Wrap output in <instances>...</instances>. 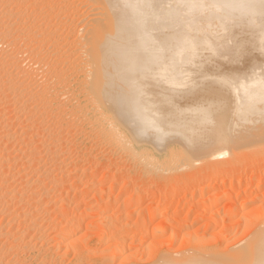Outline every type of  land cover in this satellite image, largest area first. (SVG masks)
Returning a JSON list of instances; mask_svg holds the SVG:
<instances>
[{"label": "bare ground", "instance_id": "1", "mask_svg": "<svg viewBox=\"0 0 264 264\" xmlns=\"http://www.w3.org/2000/svg\"><path fill=\"white\" fill-rule=\"evenodd\" d=\"M15 2L0 0V214L9 213L16 221L22 218L19 228L22 225L28 234L33 230L37 235L38 232L44 234L47 228L42 226L46 222L51 234L54 233L50 240L52 244L49 241L50 246H45L46 242L39 243L41 247L44 244L51 257L47 255L42 259L36 254L41 256V260L37 258L41 261L38 264H64V259L73 251L70 264H83L87 247L79 244L77 248L74 243L77 240L73 238L82 230L83 222L73 216L86 219L95 213L104 217L109 209L104 205L94 212L79 207L71 217L69 202L65 204L69 196L56 195V192L68 189L63 179L71 178L72 172L76 175L80 172V169L67 171L64 168L70 151L67 142L73 130L81 137L89 132L97 133H94L97 142L112 152V156L105 159V166L116 169L121 164L126 170L128 164L129 172L139 173L135 175L137 178L121 186L120 199L133 187L150 193H142L143 197L130 201L123 216L120 214L122 219L112 220L106 216L94 221L95 228L103 229L97 232V237L106 247L101 253L100 249L96 250L101 259L100 256H97L100 261L90 259L91 264H115L125 253H128L124 255L126 259L122 256L119 263L123 264L124 259L128 262L130 250L136 245V248L142 247V242L147 240V226L158 220L161 225L149 234L155 242L142 248L150 260L146 264H264V210L260 213L264 204H257L259 211L254 205L264 201V46L261 44L264 43L261 39L264 0ZM38 3L42 8L40 6L41 9L36 11ZM244 28L252 30L253 35L248 39ZM227 32L231 35L223 41L221 38ZM242 60L245 63L241 66ZM23 61L29 63L28 68H24ZM255 102L259 106L258 120L251 118L253 114L247 116L248 106ZM204 104L214 107L210 117L213 121L208 125L210 130L204 129L211 136L206 144L189 151L182 140H189L191 124L178 123L184 117L179 114L196 113L195 107ZM245 117L251 119L250 126L243 125ZM83 125L90 130L82 128ZM248 138H254L249 142L250 148L258 156L254 164L245 163L244 168L239 169L240 159H235L240 163L237 164L230 155H241L248 145H245ZM225 157L230 163L222 164L226 168L218 169V162L222 163L221 158ZM211 159L214 163L217 160L218 167ZM95 164L93 170H102L99 163L100 166ZM202 164L206 165L202 166L204 171L200 170ZM207 166L217 167V170ZM249 166L253 169L251 174L247 173ZM234 167L239 170L235 171ZM149 170H152L150 185L144 179V174L151 172ZM181 174L185 175L181 177ZM122 179L124 174L115 170L108 180L112 185ZM101 181L94 178L86 182L99 187L104 185ZM228 185L227 197L236 201L244 198L239 199V206L232 204L233 209H229L231 205L223 209V218L219 216L223 211L222 204H218L219 197L218 200L209 199V202L197 199V195L205 196L206 191L218 186H227L229 191ZM78 192L77 195H83ZM186 192L191 196L183 194ZM147 200L151 202L150 207L140 210L138 206ZM161 201L166 203L158 210ZM47 203L52 204V211L45 205ZM217 204L220 209L216 208ZM25 205L32 211H20ZM10 207L17 210L12 212ZM213 207L216 209L212 210ZM245 208L256 211L247 212L248 209L244 213ZM58 215L60 220L55 218ZM135 215L140 229L130 232L127 218ZM237 215L241 217L237 219L240 220L236 222L237 226L232 225L233 221L229 225L225 223ZM207 216H210V222L200 221ZM197 222L204 223L199 224L202 226L199 230L203 232L201 237L192 232L193 229L189 231ZM239 222L245 225L244 229ZM219 225L222 227L219 233L210 232L206 239V232ZM139 230L141 238L137 235ZM12 232L9 231L7 236L14 238L17 246L13 248L17 249L10 252L11 247L6 251L0 247V264L8 262L6 255L10 253L13 260L24 261L20 259L23 255L18 254L21 248H32L37 243L31 242L32 238L25 241L26 232L22 231V235L16 233L17 230ZM166 233L170 234L167 241L179 244V250L159 252L167 243L162 240ZM31 234L28 236L37 237ZM4 237L0 239L4 240ZM46 238L43 240L50 237ZM61 248L65 250L62 258L56 254H60ZM137 249L134 256L140 253ZM26 251L22 249V252ZM11 262L12 257L6 264Z\"/></svg>", "mask_w": 264, "mask_h": 264}, {"label": "rangeland", "instance_id": "2", "mask_svg": "<svg viewBox=\"0 0 264 264\" xmlns=\"http://www.w3.org/2000/svg\"><path fill=\"white\" fill-rule=\"evenodd\" d=\"M16 2H17V0H15ZM14 0H12V2H15ZM19 1V0H18ZM15 2V3H16ZM39 4V3H38ZM40 4H39V7H37V9H36V11H38V9H41L42 8V6H41V8H40ZM35 11V12H36ZM40 12V11H39ZM37 13V12H36ZM32 18H35V17H32ZM32 18H30V19H32ZM33 21H34V19H32ZM24 22V21H23ZM39 22H40V18H39ZM200 22H203V20H201ZM244 30L246 31V33H247V39L248 38H250L252 35H253V33H252V30H248V29H246V28H244ZM226 35H228V36H226ZM231 34H229V32H227L226 34H224V36L221 38V39H223V41H225V40H227V39H229V36H230ZM227 37V38H226ZM232 37V36H231ZM259 37V36H258ZM226 38V39H225ZM225 39V40H224ZM258 39V38H257ZM261 39H264V34L263 35H261ZM219 40V39H218ZM214 42V41H213ZM216 42H218V41H216ZM216 42H214V43H216ZM220 42H221V40H220ZM258 42V41H257ZM213 43V44H214ZM260 44V43H259ZM263 46H264V43H261ZM260 44V45H261ZM261 45V46H262ZM262 46V47H263ZM22 48H27V46H24V45H22ZM263 52H264V50H263ZM22 57V56H21ZM207 59H209V60H213L214 58H212V57H208ZM242 62V63H241ZM240 62V65L242 66V65H244L243 63H245L243 60ZM23 64L22 65H25V67L24 68H28V66H29V63L27 64V61H26V64H25V62L23 61L22 62ZM205 65V64H204ZM201 66H203V65H201ZM206 66L208 67V66H210L209 64H206ZM206 66H204V67H206ZM40 82H42V80L41 81H39L37 84H39ZM77 86H78V84L77 83H75ZM76 85H74L73 84V88L74 89H76L77 88V86ZM196 109H198V111L196 112V113H188V114H186V115H181V114H179L180 116H184L181 120H179L178 121V123H188V124H191V128H192V132L189 134V136H190V138H189V140L188 141H183L182 140V142H185L186 143V146L185 147H188L187 149L190 151L191 149H193L194 147H197V146H200V145H204V144H206L207 143V141L209 140L208 139V136H211L210 134H208L207 132H205L204 131V129L207 127V130H210V128H208V125H211V120L213 121V119H210V117H211V114H212V111L214 110L213 108V106H210L209 104H204L203 106H198V107H195ZM248 108L250 109V111H249V114L247 115V116H251L252 114V116H251V118L252 119H256V120H258L259 118H260V116H257V111H258V108H259V106L256 104V102L254 103V105L252 104V105H250V106H248ZM245 118H247V119H243L242 120V123H243V125L244 126H250V124H251V119H249L248 117H245ZM81 128V127H80ZM82 128H86V130L87 131H89L90 130V128L88 127V126H86L85 127V125H83L82 126ZM88 128V129H87ZM222 128V127H221ZM72 130V129H71ZM67 133H69V135H70V129L69 130H67ZM72 133H73V135H72ZM94 133H96L95 131H93V133H91L90 134V132H89V134L87 133L86 134V136H83V137H81L80 135H77V134H75V130H73V131H71V135L69 136V140H68V142L70 143H68L67 142V146H68V148H69V153H68V162H67V164L65 165V169L68 171H76V170H78V169H80V172L79 173H77V175L75 174V172H72V173H74L73 174V176L71 177V178H69V177H67V178H65V179H63L62 181L63 182H66L67 183V190H65V192L64 191H60V192H56V195H62V196H64V197H67V196H69L68 197V201H65L66 203L65 204H68V202H69V206H70V216L72 217V215H73V212L77 209V208H79L80 207V209H86V208H89V209H92L94 212H96V211H98V209L100 208V207H102V206H106V208L108 209V207H109V209H108V211L106 212V216H109V217H111L112 218V220H115V219H117L118 217L120 218V219H122L121 218V215L123 216V214H122V212H123V210H124V208H125V206L130 202V201H133V200H137L138 198L140 199L141 197H143V194L145 195H149L150 193L149 192H145V193H143V191H142V189L141 188H138V187H133L132 189H130V191H127L125 194H124V196H123V199H120L119 198V195H120V190H121V186H124V184H126V183H128L129 181H131V179H135V178H137L138 176H135V175H139V173L138 172H136V173H138V174H134V172H132V171H130L129 172V169H128V166L127 165H125L126 166V170L124 169V167H122L121 166V164L119 165V167L118 168H116L115 169V167L113 166V168L116 170V171H121V173L122 174H124V180L122 179V180H120L117 184H112V185H110L111 184V182L108 180L109 179V174L111 175V173H114V169L112 168V166H111V168H110V165H104L105 164V159H109L108 157H110L109 155H111L112 156V152H110L109 150H111V149H109L108 150V147L107 146H105L103 143H101V144H103V145H101V144H99L98 142H99V140L96 138V135H94ZM75 134V135H74ZM92 134H93V136H92ZM97 134V133H96ZM80 136V137H79ZM72 137V138H71ZM86 137V138H85ZM91 137V138H90ZM95 137V138H94ZM70 138H71V140H70ZM93 138V139H92ZM90 139H92L93 141H94V139H96L95 141H94V143H93V141H91ZM248 139H250V140H247V142H246V144L245 145H247V146H249V149H247L246 150V148H247V146L246 147H244V149L246 150L245 152H244V149H242V151H243V153L241 152L240 154L241 155H237V157L236 156H231L230 155V157H231V159L234 161L235 159H237V158H239L240 160H239V162L241 163V165H239L238 167H240L239 169H241V168H244L243 167V165H249L250 163H251V165L252 164H254V162L253 161H256V159H257V156H256V154H253L255 151H254V149L253 148H250V143L249 142H253V141H251V140H254V138H248ZM98 141V142H97ZM97 142V143H96ZM72 143V144H71ZM96 143V144H95ZM97 144H99L98 145V147H97ZM70 145V146H69ZM85 145V146H84ZM244 145V146H245ZM100 146H101V149H100ZM105 147V150L106 151H104V152H102L103 150H104V147ZM72 148V149H71ZM74 148V149H73ZM103 149V150H102ZM72 150V151H71ZM76 150H77V152H76ZM107 150L109 151V153H106L107 152ZM252 152H251V151ZM82 151V152H81ZM251 152V154H250V152ZM257 151V150H256ZM100 152H102L103 154H101ZM260 153H262V152H260ZM260 153H259V155H260ZM91 154V155H90ZM93 154V155H92ZM104 154H106V155H104ZM239 154V153H238ZM262 155V154H261ZM98 156V157H97ZM105 156V157H104ZM117 156V153L115 154V157ZM95 157H97L96 159H95ZM118 157H119V155H118ZM233 157V158H232ZM88 158V159H87ZM117 158V157H116ZM228 158H229V156H228ZM87 159V160H86ZM94 159H95V161H94ZM221 159H223L222 160V163H220V162H218L219 163V167H218V163H217V160H215L216 162L215 163H217V167H218V169H223V165L225 164V163H227V164H229L230 162H232V160L229 158L228 160L230 161V162H226L225 160L227 159V157H225V158H221ZM248 159V160H247ZM97 160V161H96ZM104 160V161H103ZM219 161H220V159H218ZM244 160V161H243ZM246 160V161H245ZM211 161V163H212V161H213V163H214V160L213 159H211L210 160ZM225 161V162H224ZM236 162H237V164H240L237 160H235ZM241 161H243L244 162V164H242V162ZM248 161V162H247ZM88 162V163H87ZM90 162V163H89ZM97 162V164L100 166V168L102 169V170H99V171H95V170H93L92 169V167L94 168V166L96 165L95 163ZM253 162V163H252ZM106 163H107V160H106ZM209 163V162H208ZM214 163V164H215ZM233 163H235V162H233ZM232 163V164H233ZM246 163V164H245ZM86 164V165H85ZM89 164H91V165H89ZM95 164V165H94ZM108 164V163H107ZM204 164H205V162H204ZM214 164L212 165V164H210V165H212V166H214ZM223 164V165H222ZM103 165V166H102ZM208 165V164H207ZM216 165V164H215ZM236 165V164H235ZM234 165V166H235ZM203 164L201 165V167H200V170L201 171H204V170H202V169H204L203 167H205L206 165H204L203 167ZM242 166V167H241ZM103 167V168H102ZM109 169H108V168ZM122 167V168H121ZM208 168H213V167H209V166H207ZM216 167V166H215ZM217 167L216 168H213V170H217ZM222 167V168H221ZM227 167H228V165H227ZM237 167V166H236ZM251 167L252 166H249L247 169L250 171V173H249V171L247 172L248 174H251V171H253V169L251 170ZM63 168V170H65ZM207 168V169H208ZM224 168H226V165H225V167ZM104 169V170H103ZM118 169V170H117ZM123 169V170H122ZM206 169V170H207ZM234 169H235V167H234ZM238 168H236L235 169V171L236 170H239ZM111 170V171H110ZM85 171V172H84ZM93 171H95V177H94V172ZM149 171H151V172H146L145 174H144V179H146V182H147V184L149 183V185L151 184L150 182L151 181H149L151 178L150 177H152L151 175L149 176V174H151L152 173V170H149ZM101 172H102V174H101ZM105 172V173H104ZM58 173H60V172H55V174H57L58 175ZM93 173V174H92ZM131 173V174H130ZM54 175V174H53ZM90 175V177H88ZM148 175V176H147ZM183 175H185V174H183ZM182 174H181V177L183 176ZM92 176V177H91ZM127 176V177H126ZM100 177V178H99ZM135 177V178H134ZM256 177H257V174H256ZM88 178V179H87ZM94 178H95V180H97L98 179V181H101L104 185H102V186H94V185H88V183L86 182L87 180H90V179H93L94 180ZM97 178V179H96ZM150 178V179H149ZM221 178H223V177H221ZM220 178V179H221ZM99 179H101V180H99ZM161 181V180H160ZM108 182V183H107ZM160 183V182H159ZM162 183L163 182H161V187L164 185H162ZM87 185V186H86ZM93 186V187H92ZM103 186H104V188H103ZM107 186H109V187H107ZM112 186V187H111ZM158 186V185H157ZM159 186H160V184H159ZM106 187V188H105ZM161 187H159V188H161ZM226 189H225V188ZM230 186L228 185V188H229ZM158 188V189H159ZM139 189V190H138ZM78 191H80V192H82V194L84 195H77V194H79V192ZM142 191V192H141ZM227 186H218V187H215V188H213L212 190H209V191H206L205 193H204V195L205 196H203L202 194H200V195H197V199H199V200H203V201H211V200H216V198H217V200L219 199V202H218V204L220 205V203L223 205L224 203H226V205H220V208H222V210L223 209H226V207L227 208H229L230 207V205H231V207L229 208V209H233L234 208V206H236V205H238L239 204V199L241 200L242 198H244V197H240V198H238L237 199V201H236V199H230L229 197H227L226 196V194L227 193H229L230 192V188H229V191H227ZM78 192V193H77ZM139 193H141V194H139ZM143 193V194H142ZM158 192H156V194H157ZM189 193V194H188ZM159 194V193H158ZM184 195H189V196H191L190 194V192H186V193H183ZM137 195V196H136ZM140 196V197H139ZM199 196H201V197H199ZM209 196V197H208ZM220 196H222V197H220ZM128 197H130L129 199H128ZM132 197V198H131ZM219 197V198H218ZM119 198V199H118ZM125 198L127 199V200H125ZM213 198V199H212ZM81 199V200H80ZM116 199V200H115ZM208 199V200H207ZM209 199H211V200H209ZM70 200V201H69ZM120 200V201H119ZM188 200V199H187ZM244 200V199H243ZM232 201V203L231 204H229L230 202ZM106 202V203H105ZM150 200H147L145 203H143V204H141V205H139L138 206V208L140 209V210H142L143 208L145 209H147L148 207H150ZM165 202V201H164ZM164 202L163 201H161L160 202V206H158V210H161L162 209V204L164 205ZM241 202V201H240ZM260 202H263L262 204L260 203ZM260 202H258L257 201V203L255 202V208L257 209L258 208V206H257V204H260V206L261 205H263L264 204V201H260ZM71 203V204H70ZM111 203V204H110ZM126 203V204H125ZM166 203V202H165ZM83 204V205H82ZM109 204V205H108ZM149 204V205H148ZM176 204V203H175ZM217 204V206H216V208L217 209H220ZM232 204L234 205L233 206V208H232ZM236 204V205H235ZM241 204V203H240ZM239 204V205H240ZM252 204V205H253ZM46 206H47V208H49L51 211H52V204H49V203H47V204H45ZM45 205H43V206H45ZM50 205H51V207H50ZM101 205V206H100ZM183 205V204H182ZM181 205V206H182ZM229 205V206H228ZM238 205V206H239ZM250 206V205H248L247 207H253V206ZM45 206V207H46ZM61 206V205H60ZM94 206V207H93ZM222 206V207H221ZM225 206V207H224ZM257 206V207H256ZM264 206V205H263ZM237 207V206H236ZM246 207V208H247ZM249 207V208H250ZM9 208V207H8ZM11 208V207H10ZM32 209H33V207H31ZM161 208V209H160ZM215 207H213L212 208V210H215L214 209ZM245 208V210H243V212L245 213L246 212V210H248V209H246ZM264 207H262L261 209H260V213L262 212L261 210H264L263 209ZM24 209H26V210H24ZM29 209V211L28 212H31L32 210H30V206H28V205H25L24 207H22V209H20V211L21 210H24V211H26L27 212V210ZM35 209V208H34ZM74 209V210H73ZM173 209V208H172ZM11 210H12V212H15L17 209H15L14 207L13 208H11ZM19 210V209H18ZM119 210H120V212H119ZM122 210V211H121ZM174 210V209H173ZM172 210V211H173ZM258 210V209H257ZM172 211H170L171 212V214L174 212H172ZM250 211H256V210H254L253 208H251V209H249V211H247V212H250ZM259 211V210H258ZM169 212V213H170ZM224 210L222 211V212H220L221 214H223V215H221V214H219V216H223L224 217ZM243 212L241 213V215H243ZM117 213V214H116ZM194 213H196L195 211H194ZM8 214V215H7ZM94 215H90L89 217H86V219L85 218H81L80 216H77V217H75V216H73V218H77V220H79V219H81L82 220V226H83V228H82V230L81 231H79L77 234H75L74 236H73V238L75 239V240H80V241H75L72 237H71V240L73 239L74 241V243H75V245H76V247L80 244V246L82 245H84L85 247H87L86 248V250L84 251V254H83V257H84V259L86 260L85 262H83V264L85 263V264H91V262L93 261V262H95V261H100L99 259H101V249L102 248H104L105 249V245H102L101 243H100V241H99V237H97V232L98 231H102L103 229L102 228H95V226H94V221L95 220H97V219H100V218H104V217H106V216H100V215H97V214H95V213H93ZM121 214V215H120ZM97 215V216H96ZM113 215V216H112ZM194 215V214H193ZM239 216H241L240 215V213L238 214ZM237 215V216H238ZM9 216V217H8ZM11 215L9 214V213H6V214H3V212H2V214H0V238L1 237H3V236H6V237H4V240H2V239H0V241H1V250H4V251H6V250H9L10 248L9 247H11V249L9 250L10 252L11 251H15L16 249H17V247L16 248H13V246L15 247V246H17V245H15L16 244V242H13V240H14V238H11V237H8L7 236V234H8V232L10 231V234L11 233H13L12 231H15L16 232V230L18 231V232H16V233H21V235H22V231L25 233L26 231L25 230H23V228H22V225H20V227H21V229L19 228V223L21 224L22 222H23V220H21L20 218L19 219H17V221L15 220L16 218L15 217H13V216H11ZM37 215H35V217H36ZM236 216V218H235V216L234 217H232V218H230V219H232V220H230V219H227L226 220V224H228L229 225V223H232V221H233V224L232 225H234V223H235V225L237 226V224H236V222L237 221H240V220H237L238 218H239V216L237 217ZM210 217V216H209ZM208 216H207V219L209 218ZM222 217V218H223ZM10 218V219H9ZM12 218V219H11ZM36 218H38V217H36ZM55 218H57L58 220H60V217H59V215H58V217L56 216ZM73 218H71V220H75L76 221V219H73ZM111 218H109V219H111ZM193 218V217H192ZM241 218V217H240ZM239 218V219H240ZM35 219V218H34ZM42 219V218H41ZM128 220H130L129 222H130V225H129V231L130 232H133V231H137L138 229H140L139 227V225H138V223H137V220H138V218H136V215L135 216H129V218H127ZM132 219V220H131ZM205 218H203L202 220H200V221H202V222H206V221H209V219L207 220V219H205ZM221 219V218H220ZM39 220H40V217H39ZM111 220V221H112ZM13 221V222H12ZM22 221V222H21ZM42 221H44V220H42ZM41 221V222H42ZM131 221H133L134 222V224H133V222H131ZM135 221H136V223H135ZM45 222V221H44ZM128 222V221H127ZM202 222H197L196 224H194L193 226H191V229H189V231H191L192 229L194 230H192V232H194V233H197L198 235H199V237H201V234L203 233L202 232V230H199V227L201 226V225H203L202 224ZM210 222V221H209ZM228 222V223H227ZM39 221H38V227H39ZM43 223V222H42ZM41 223V224H42ZM207 223V222H206ZM13 224H15L16 225V227H15V225H13ZM41 224H40V226H41ZM90 224H91V226H90ZM133 224V225H132ZM136 224H137V226H136ZM154 224V225H153ZM153 224H149L147 227V230H146V234H147V231H148V238H147V240H144V242H145V244H144V242H142V247H137L136 248V246L134 247V249H132V250H130V254L132 255V252H133V255L132 256H130V254H129V256L127 255V259H128V262L130 261L131 263H128L127 261H125V254H128V253H125L124 255H122L125 259L123 260L124 261V263L125 264H133V263H135V262H137V263H139L140 262V264H146V263H148V261H150V260H148V257L146 256V254L144 253V251L142 250V248L144 247H148V246H151L152 245V243L153 242H155V239L154 238H151V235L149 236V234H151V233H153V231L154 230H156L157 228H159V225H161V222L158 220V221H156V222H154ZM199 224H201L200 226H199ZM241 224V225H240ZM198 225V226H197ZM220 225H221V223H220ZM220 225L217 227L218 228V230L216 231V229L217 228H215V230L213 231V230H209L208 232H206V239L208 238V236H207V234L208 235H210V232H211V234H212V232L213 233H215L216 232V234H218L219 233V231H220V229L222 228V227H220ZM231 225V224H230ZM238 225H240L243 229H244V224H242V223H240L239 222V224ZM244 225V226H243ZM94 226V227H93ZM131 226V227H130ZM15 227V228H14ZM21 230V231H19V229ZM42 227H46L45 229L46 230H44V228H42ZM42 227H40L42 230H44V234H39V232H38V235H37V232H35L34 230H33V232H35L34 234H33V232H31L30 233V231H29V234H31V235H35L36 234V236L37 237H34V236H28L29 234H28V231L26 232L27 234H24V236L26 235V237H24V239H25V241L29 238V240H30V238H32L31 239V242H37V243H32L33 245H35V246H31L32 248H30V247H28V248H25V249H27V251H28V254H27V251L26 252H22V249H23V251H25V249L22 247L21 248V251H19V253L18 254H20V256L21 255H23V256H21V258L20 259H23L24 261H22V260H19V259H15L14 258V260H19L20 262H18V261H14L13 260V255L11 254H7L6 255V258L8 259V262H9V260L11 261V257H12V262L14 263L15 262V264H17V263H19V264H24V263H22V262H26L27 264L29 263V261H30V264H38V262H41V261H39V260H41V256H42V259L45 257V256H49V258L51 257L50 255V252H48L47 253V250L45 249V246L47 245V244H49V246H50V243H51V241L53 240V236H51V235H53V234H51L52 232H50V230L51 229H49L48 228V225H46V222H45V224L42 226ZM194 227V228H193ZM198 227V228H197ZM202 227V226H201ZM95 228V229H94ZM128 228L126 229V230H128ZM241 228V230H243ZM7 231H6V230ZM101 229V230H100ZM153 229V230H152ZM4 232H2V231ZM12 230V231H11ZM48 230V231H47ZM198 231V232H196V231ZM52 231V230H51ZM201 231V232H200ZM244 231V230H243ZM243 231H240V233H242ZM139 232H140V230L137 232V235H138V238H141V237H139L140 235H139ZM245 232V231H244ZM1 233H3L2 235L3 236H1ZM50 233V234H49ZM87 234V235H86ZM94 234L96 235L95 236V238L93 237L94 236ZM21 235H20V237H21ZM39 235H41V237H42V239L39 237V239H41L40 241L38 240V236ZM46 237H48V238H46ZM48 235V236H47ZM169 235V236H168ZM91 236V237H90ZM203 236H204V234H203ZM205 236L204 237H202L203 239L205 238ZM8 237V238H7ZM34 237V238H33ZM169 237V238H168ZM5 238H7V239H5ZM21 238H23V236L21 237ZM37 238V239H36ZM48 239V240H46V241H44L43 239ZM52 238V239H51ZM77 238V239H76ZM88 238V239H87ZM150 238V239H149ZM163 238V239H162ZM162 240H164V242H165V240H166V242L167 243H165V245H163L164 247H162L161 246V248H160V250H159V252L160 251H162V250H164V251H167V250H172L173 252L174 251H176V250H179L180 249V245L179 244H172L171 242H168L167 240L168 239H170V234L169 233H166V234H164L163 236H162ZM202 238H199V239H202ZM9 239H11V240H9ZM13 239V240H12ZM36 239V240H35ZM90 239V240H89ZM205 239V240H206ZM232 239V238H231ZM38 240V241H37ZM51 240V241H50ZM2 241H3V243H2ZM5 241V242H4ZM50 243H49V242ZM86 241V242H85ZM137 241H141V239L139 240H137ZM27 242H28V240H27ZM42 242H46V244H45V246H44V244H43V246L41 247V245L42 244H40V243ZM97 242V243H96ZM147 242V243H146ZM148 242H149V245H148ZM70 243H72V241H70ZM83 243V244H82ZM87 243V244H86ZM14 244V245H13ZM52 244V243H51ZM101 244V245H100ZM144 244V245H143ZM168 244H170V245H168ZM40 245V246H39ZM73 244H70V246H71V248H73V246H72ZM166 245H168V246H166ZM49 246H47L46 248H48ZM105 246V247H104ZM167 248H166V247ZM4 247V248H3ZM79 247V246H78ZM77 247V248H78ZM100 247V248H99ZM172 247V248H171ZM7 248V249H6ZM36 250H35V249ZM37 248H38V250L40 249V251H42V252H46V254H44L43 255V253L42 252H40V251H38L37 250ZM43 248V249H42ZM76 248V249H77ZM138 250L137 252H140V253H137V255H135L134 256V254H135V252H136V249ZM143 248V249H144ZM145 248V249H146ZM13 249V250H12ZM28 249H31V252L33 251L34 252V254H35V256H34V254L32 255V253L31 252H29L30 250H28ZM74 249H75V247H74ZM98 249H100V250H98ZM141 249V250H140ZM167 249V250H166ZM45 250V251H44ZM96 250H98L100 253H98V251H96ZM103 250V249H102ZM135 250V251H134ZM96 251V252H95ZM21 252V253H20ZM64 252H65V250H64V248H61L60 249V254H59V252H57L56 254H58L61 258L64 256ZM74 252V251H73ZM73 252H71V254H69L65 259H64V264H70V261L73 259V256H74V254H72ZM93 252V253H92ZM95 252V253H94ZM41 253V254H40ZM86 253V254H85ZM24 254H27V255H25V257L28 259V261L27 260H25L26 258L24 257ZM39 254V255H41L40 257H38L37 255ZM32 255V256H31ZM90 255V256H89ZM93 255V256H92ZM95 255V256H94ZM143 255V256H142ZM30 256V257H29ZM35 257L34 259H32V257ZM44 256V257H43ZM47 256V257H48ZM87 256H88V258H87ZM97 256H100L99 257V259H98V257ZM119 257L118 258V260H117V262H115V264H121V262L119 263V261H121V259L123 258V257ZM10 257V258H9ZM24 257V258H23ZM94 257V258H93ZM95 257H97V258H95ZM5 258V259H6ZM39 260H38V259ZM130 258V259H129ZM146 258V259H145ZM92 261H91V260ZM96 259H98V260H96ZM33 260V261H32ZM89 260V261H88ZM135 260V261H134ZM138 260V261H137ZM141 260V261H140ZM5 261H7V260H5ZM4 261V262H5ZM84 261V260H83ZM88 261V262H87ZM122 261V262H123ZM133 261V262H132ZM144 261V262H143ZM8 262H5V264L6 263H8ZM12 262H11V264H12ZM33 262V263H32ZM35 262H37V263H35ZM90 262V263H89ZM127 262V263H126ZM141 262H143V263H141ZM146 262V263H145ZM25 263V264H26ZM123 263V264H124ZM4 264V263H3Z\"/></svg>", "mask_w": 264, "mask_h": 264}]
</instances>
